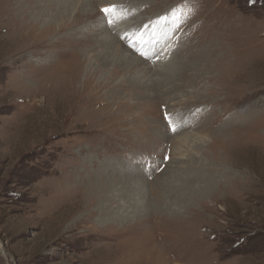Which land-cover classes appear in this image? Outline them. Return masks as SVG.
Masks as SVG:
<instances>
[{
	"label": "rangeland",
	"instance_id": "374dc122",
	"mask_svg": "<svg viewBox=\"0 0 264 264\" xmlns=\"http://www.w3.org/2000/svg\"><path fill=\"white\" fill-rule=\"evenodd\" d=\"M75 1L0 0V264H264V0Z\"/></svg>",
	"mask_w": 264,
	"mask_h": 264
},
{
	"label": "bare ground",
	"instance_id": "6f19581e",
	"mask_svg": "<svg viewBox=\"0 0 264 264\" xmlns=\"http://www.w3.org/2000/svg\"><path fill=\"white\" fill-rule=\"evenodd\" d=\"M49 2L48 3H44L43 4V11L46 9V11L49 9L51 14H53L54 18L61 14V15H64L63 12H66L68 10V6H70L71 4H73L74 2H77L75 0H48ZM99 2L98 6H106L107 8H110L112 6H115V11L114 12H110V18L112 20H115L117 24V30L118 31H121L123 32V30H125V28L128 30L130 28H132V25L133 23H126V19H125V16L127 14H129V10L128 9H124V10H121L122 13H120V10H118L121 6H124V4H120V0H97ZM47 2V1H46ZM32 3L35 4L36 3V0H32ZM82 6L83 5H89V3H83L82 1ZM91 5H93L91 3ZM93 8V6H92ZM94 9V8H93ZM96 9V8H95ZM122 9V7H121ZM80 10H83L85 11L84 13H81V12H77V14H75L73 16V19H74V22H79V21H84L87 20L88 21V18H91V13H93V10L92 9H80ZM97 12V10L95 11ZM42 13V12H41ZM40 13V14H41ZM48 14V13H47ZM38 16V18H36ZM32 17H35L36 20H38L39 18H43L41 17V15H38V14H33ZM127 17V16H126ZM46 18V17H45ZM86 18V19H85ZM44 19V18H43ZM85 19V20H84ZM92 19V18H91ZM128 19V18H127ZM120 22V23H119ZM130 22V20H129ZM54 23V19L52 18L51 20L47 21L46 25H45V28H49V26H52V24ZM63 24H66V21H63L62 22ZM115 23V24H116ZM135 30V29H134ZM36 31V30H35ZM127 33V32H126ZM120 34V33H119ZM124 41L126 43H128L131 47V49L133 50H136V51H139L141 52L142 54L144 55H149V56H152L153 54L156 53V46L155 45L157 43V40L160 39V34L156 33V34H152V35H148V36H138L137 35V31L134 32V33H127V34H124ZM69 39V38H68ZM70 40V39H69ZM72 41V40H71ZM75 43V42H74ZM82 43V42H81ZM83 45V44H82ZM80 47V46H79ZM74 48V47H73ZM75 56V54H73ZM76 57V56H75ZM79 59V58H78ZM133 62V61H132ZM71 71V72H70ZM80 71H82V68L79 67V66H75V64L72 66V69L69 70L68 73H70V75H67V77L71 78L70 79V84L68 86V88L71 87H75V85L73 84V80H75L76 78H78V74L80 73ZM67 73V72H65ZM65 73L63 75V77L65 76ZM66 77V78H67ZM65 78V79H66ZM64 79V80H65ZM85 88L82 87V88H79L78 91L76 92L73 88L71 89V96H69V98L71 97L72 98H80V94L82 93V91L84 90ZM77 94V95H76ZM90 96L92 97V94H90ZM90 97L88 95V97L85 98V101L86 100H89ZM103 201V200H101ZM101 201H97L94 203V200H90L89 201V204L93 205V210H91V212H89V214L93 215V216H96L98 219H101L102 221H105L106 224L107 223H112L113 222V218L114 216L116 215V218H118L122 224V226L124 225V223L127 224V226L131 227V224L127 223L128 220H134L136 221L137 219H133V217H135L136 215H138V221H137V224H134V229L132 230H138V229H141L142 228V223H144L143 221V218L145 217L144 216V213L142 212H137L136 214L134 215H128L127 212H125V208H124V204L123 203H118L117 206H113L111 203V201L109 200L107 202V205H103V204H100ZM141 202V200H136L134 201L135 204H139ZM90 205V207H91ZM88 207V206H87ZM116 207L118 208L119 210L123 208L122 211H120V213H116L114 214L113 213V208ZM82 209V208H81ZM88 214V213H87ZM79 216V214L77 215ZM92 216V217H93ZM131 216H132V219H131ZM115 218V219H116ZM114 219V221H115ZM74 222V221H73ZM80 222V219H77L74 224L77 225V223ZM114 223V222H113ZM72 224H69L67 223V225L65 226L64 228V231L62 232V235H64L67 231V229L69 228H72L73 226H71ZM91 228V227H90ZM120 231V230H119ZM140 233V232H139ZM137 246V243L135 244ZM186 248V247H185ZM186 253H181L180 255H186Z\"/></svg>",
	"mask_w": 264,
	"mask_h": 264
},
{
	"label": "snow or ice",
	"instance_id": "6c2138e0",
	"mask_svg": "<svg viewBox=\"0 0 264 264\" xmlns=\"http://www.w3.org/2000/svg\"><path fill=\"white\" fill-rule=\"evenodd\" d=\"M102 11L105 12L106 14L110 13V12H114L115 11V6H112L110 8H104V9H102Z\"/></svg>",
	"mask_w": 264,
	"mask_h": 264
}]
</instances>
